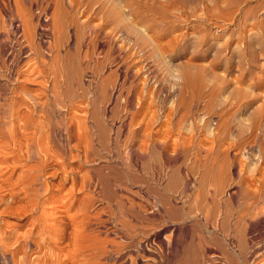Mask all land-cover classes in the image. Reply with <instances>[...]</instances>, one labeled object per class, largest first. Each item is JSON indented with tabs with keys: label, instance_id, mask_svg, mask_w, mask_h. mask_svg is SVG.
Here are the masks:
<instances>
[{
	"label": "bare ground",
	"instance_id": "6f19581e",
	"mask_svg": "<svg viewBox=\"0 0 264 264\" xmlns=\"http://www.w3.org/2000/svg\"><path fill=\"white\" fill-rule=\"evenodd\" d=\"M0 1L4 5L5 9H8V11L9 10L11 11L12 9L13 14L16 15L17 23L15 22L16 23L15 28L16 31L18 32V36L14 40V43L17 48L14 47L16 48L14 49L16 51L12 52L9 62L7 61V58H9L8 54L10 52L7 55L5 54L6 53L5 51L6 49H8L7 47H9V45H7L6 49L4 48L5 46L4 47L1 46L2 54H0L2 55V57H0V77H2L3 79L5 78L11 84L10 87L7 85L8 88H6L7 87L6 86L5 87L6 89L4 88V91L0 93V264H116L117 260L121 258H124L125 262L129 259L130 264H141L140 263L141 260L139 258L138 253L135 252V249L137 251L139 250L142 251L143 243H141L140 240H137L138 236L141 235L139 229L143 227L144 230L145 228L142 225V223L151 222L152 217L155 215L154 211H150V214L149 211L148 213L146 211V206L147 205L148 207L149 205L153 206L154 205L153 201L157 200L154 198H153L154 200H150L151 198L150 196L153 195L152 193H154L155 188H153V190L151 189V187L150 188L148 187L147 189L145 188L146 198H145V203H143L142 200L143 198L140 194V191L135 189L134 191H131L129 189L130 187L129 188L126 187V184L123 183L122 179L123 177H126L125 174L127 173L124 172L125 173L124 174L122 170H121L122 172L119 171V175L121 176L117 178L121 180L118 183L117 182L113 183L114 180L116 181L115 174L117 173L113 172L115 179L111 178L110 177L111 171L109 170L110 171L109 176L106 173L105 174L102 173L104 171H102L103 169L100 167H102L103 165L100 164L101 166L97 167L100 169H98L97 172L95 170V173L97 175L94 178L92 177L93 175L91 176L90 174V169L89 170L83 169L84 164L82 165V163H90L92 161H95L94 159L97 158L99 155L100 157H102L101 156L102 153L100 154V151L103 150L107 153V155H109V153L112 151V148H114L113 150L116 149L117 152L120 153V151L122 150L121 148H123L121 146L126 145L125 142L127 143L128 142L127 140H130V136L125 138L123 137V139L120 138L113 139L114 137L113 138L111 137L113 139V143H112L110 137L107 134L110 133V130L107 129L109 130V132H107L105 125L103 124V121H101V118L96 117L97 118L96 119L94 115L95 112L90 111L92 112L91 118L95 119L93 127H95L97 130V133L95 134L97 138L96 137L94 138L93 131L90 132L91 129L88 130L91 127L89 126V128H87L88 127L87 125H86L87 131L85 133V137L83 136L84 138L81 135H79L80 134L79 132L82 129L80 131H78L79 129H76L77 132L79 133V134L77 133L79 136L77 138L70 134V128L72 122L65 121V115L64 116L62 115L61 118L59 117V119H57L58 118L57 113L60 111L59 110L60 108L62 109L64 108L65 110L67 107L69 108L75 107L73 105L79 102L77 99L81 98L80 96H82L81 94H83V92L86 91L88 95L89 93L88 90L90 89L89 87L86 86L88 89L87 88L83 89L82 87L81 89H79L80 86L78 87V85L77 88L73 87V84L77 82L75 80L77 78L76 75H78L80 72L88 73L91 80L92 78L93 80L97 79L104 74L105 66L107 63L109 64V62L110 63L115 62L117 64V65L115 64V66H117L116 71L118 70L121 72L120 74H122V78L120 79V83H119V89L113 87L115 85H111L112 88H110L111 90L109 93V91H107L108 87L106 86V79L104 77L107 75L102 76L100 83L96 81L99 85L96 83L97 84V87L95 88L96 92L94 91L95 92L94 96L96 95V98L93 99L92 103L96 104L95 102L97 100L100 101L103 99L105 103H107V105L104 106L102 110L103 114L105 115L107 114L108 109L110 108L109 106L112 105L111 103L114 102L113 101V97H115L114 93L117 91L120 94H122V92L125 91L126 92L125 96L127 100L132 99L133 96H136L138 100L142 99V95H138V93L139 90L143 88L141 85H144V83L146 82L144 81L142 82L141 80H139V74L141 72V68L137 66L139 61L136 58L135 53L137 54V52L139 53V51L143 53L144 47L148 43V39L146 35L145 37L140 32L141 29L140 27L150 28L151 26H153L158 28V27L169 26L178 22L180 18L174 14L175 13L173 12L174 8L181 7L182 10H184L185 7L188 6L190 1L189 0H87L85 3L81 4L82 8L80 10L76 9L79 10L78 15H76L77 14L76 13L75 14L76 16H73L74 15L73 14L72 15L73 18L71 17L70 20H66L65 19L66 17L64 18L62 15L60 16V14L58 15L57 13H61L62 11L59 12V10L57 9L58 7L56 6L57 7L55 8L56 11L54 10L51 13H49V17H47L44 20V22L46 23L43 22L44 23L43 26L46 27V28L44 27L45 28L44 30H46L45 32L46 35H44L46 39L44 40L40 39V37L36 35V32L33 29L35 25L32 24L31 20L34 18V15L29 11H28L29 13L23 12L19 8L20 6H18L19 5L18 3L23 2L24 0H0ZM29 1L31 2L33 0H29ZM67 1L70 3V6L71 4L73 5L72 2L74 0H67ZM195 1H200V0H195ZM26 2H28V0ZM13 4L15 5L18 4V5L15 6L13 9L11 7ZM29 4L30 6H32V3ZM41 4H43V1ZM54 4L57 5L56 3ZM34 5L38 6L37 0L35 1ZM45 5L44 6L40 5V7L42 8L39 9H41L42 12H46L48 10V6ZM76 6L75 8H77ZM62 7H59V9ZM1 10H3L2 6H0V11ZM12 12H9V14ZM2 13L3 12H0V16ZM6 15H8V13H6ZM36 21L38 23L41 22L40 17H38ZM38 23L35 24L38 25ZM63 29L66 30V34H67L66 35L67 44L65 42V44L67 45V51L63 48L64 46L62 47L59 44V39L61 38ZM58 30L60 32H57ZM7 36H8L7 31L3 29V26L0 27V39H1L0 42L2 43V45H3V41L6 42V40H8ZM149 37L150 36H148V38ZM119 39L121 40L120 42L117 41ZM90 46H92L93 48L92 53L91 51L89 52ZM12 47L13 46H11V49ZM63 50H65L64 55H62ZM11 51H13V49ZM71 52L72 53L74 52V55H71L72 54ZM143 56L144 57L142 58H146V55ZM20 58H23L22 60H24L22 65H18L19 60H21ZM149 66L150 65H148V67ZM74 71L79 72L78 74L77 73L76 74L74 73L75 75L73 74L74 77L76 76V78H74L75 82L71 77L73 76L71 73ZM147 72H148L147 74H150L151 76L150 71ZM111 73L112 71L109 74L107 73L108 76ZM131 77L133 78V80H130ZM93 84H91L92 87L94 86ZM31 85L32 86L36 85V87L38 86L39 90L33 92L34 88L33 89L29 88ZM63 85H65L64 90H62ZM2 86L4 87L3 84ZM3 87L0 88L3 90ZM106 88L107 90H105ZM78 89L80 90V92L81 91L82 92L79 93ZM105 91H107V94ZM125 92L123 94H125ZM150 92L151 91L149 89L145 91V93L148 94ZM87 95L86 98L88 97ZM179 97L181 98L183 96L179 95ZM180 98L178 99L180 100ZM53 103H54V109H51ZM92 109L95 108L92 107ZM154 112L157 113L156 111ZM155 113H152L150 115H153L155 118L156 115ZM181 116L185 117V114L183 115L181 114ZM45 118H48L47 121H44ZM151 118L150 117L143 118L144 121L143 123L145 128L142 130V134L140 135V140H139L140 143L138 147L139 153L141 154L144 152L146 154L147 148L149 147V145H151L152 147L151 149L160 150L158 152L164 154L166 153L169 154V150L171 149L172 150L171 152H173L174 156H176L179 154L180 149H183L187 146L188 148L185 149L187 150L189 149L190 153L189 152L188 153L189 155H192L191 157L192 163L189 168L191 169L190 171L191 176H196V174H198L199 176L198 183L201 184L205 181H208V179L211 178L212 185L214 183L216 188L217 186L219 187V185L224 180V178L226 179L222 168V162L223 163L226 162L227 164V162L230 159L231 166L234 165L235 167L238 163V157L240 156H238V152L235 149L233 150V148L238 147L241 150H244L243 152H252L253 150L257 149L258 151L261 152V154H264V146H262V142H261V140H263V138L261 139L262 137L261 135L264 134V126L263 123L261 122H254L248 126L244 125L245 131H247L249 134L248 138H250L246 141L241 140L243 139V137L241 138V136H239L241 134L237 133L236 127L229 122L230 120L228 121L227 117L226 119L222 120L223 118L222 117L219 118L221 119L219 120V122L217 121L215 128L213 127L215 130L213 129L214 131L211 137L212 139L207 138L205 142L201 141L204 139H201L200 141L197 140L198 141L197 142L194 138V135L193 136L190 135V138L188 137L187 139V137L186 138L183 137L180 139L181 141L175 138L176 140H174V142L172 141L173 142L172 144L169 142L170 139H168L170 135H167L166 133H162V131H159L158 129H155V131L151 130L149 124L152 123L150 121ZM167 120L169 121V118L166 119V122ZM180 120L182 121V118H180ZM75 122L77 123V121ZM85 122L86 119L84 123ZM167 123L170 124V122ZM81 124H83V122ZM77 125L78 123L75 126L77 127ZM238 126H239V122H238ZM72 129H74L73 126L71 130ZM211 134L212 133H210V135ZM74 135H76V133ZM144 155H142V157ZM228 156L230 158H228L227 160ZM223 157L226 158V161L224 160ZM102 158H104V156ZM75 162H78L79 164L73 166L72 164H74ZM137 162L138 159L135 158L134 164L137 165ZM209 162L212 163L209 164ZM105 167H103L104 170ZM111 167L112 166H110V169ZM145 167L148 166L145 165ZM17 168L19 169L21 168V169L16 174ZM106 168L108 169V167ZM92 169L91 171L94 173ZM199 169L202 170V172L199 171ZM178 171L180 172V170ZM179 172H176L175 177H177L176 175ZM225 172L227 171L225 170ZM130 178L132 179L133 183L140 180V176L137 175L136 173L132 174ZM186 178L188 177L186 176ZM228 178L227 180H229ZM125 179L126 178H124V180ZM201 184L199 185L202 186ZM131 185L133 186V184ZM232 188L229 187V195L233 194ZM138 189L140 188L138 187ZM215 189L213 190V192H211L212 194L209 195L210 196L209 201L212 203L213 206L214 205L219 206L221 203V202L219 203V201L220 199L222 200L221 196H219L221 192L219 191L220 192L219 193L217 191L218 189L217 190ZM198 191H202V189L201 190L198 189ZM127 193H129V195ZM156 193L158 195L159 192ZM259 193H260L259 187L257 186L251 187L250 198H252V201L248 202L249 201V197H248L247 199L248 201L245 202L242 206L240 205L241 207L239 206L240 208H238L239 210L237 209L238 212L233 223L230 220V216H232L230 210L224 213L222 218L223 220L221 219L222 220L221 223H223V226L226 225L227 229L232 228L233 230V234L231 233V235H235V238L233 239L231 237L233 239L231 242L235 246L234 248H236V250H234L233 253L221 251L222 255L219 256L221 258L223 257L222 258L223 260L221 261L222 263L220 261H219L220 263H215L214 261H217L215 258L214 261L212 262L206 261V263L258 264V262H260L258 261L259 258L260 257L264 258V254H263L264 243L263 244L261 243L256 247H251L253 245L250 244L253 233L252 235H250L251 237L247 235L248 233H250V230H254V229H259L260 234H264V220H261L257 223L254 221L255 218L264 215V199H262L263 200L262 204L258 203L261 198L259 196ZM261 194L264 195L263 193ZM163 195L164 194H162L161 197H163ZM229 195L228 197H230ZM236 198L238 197L236 196ZM136 199H141V201L139 202ZM224 199L226 201L228 199L230 200V198L227 199V197H225ZM96 202L97 203L99 202L98 203L99 206L96 205L97 207L95 206ZM227 202H228L227 204L229 205L233 204L231 203V201L230 203L229 201ZM239 203L240 202H238V205ZM229 205H227V207ZM193 206L192 208H194ZM112 207L115 208L117 210L116 213H118V215L122 217L121 219H119L120 222L119 225H121L126 230V232L123 233L124 232L123 231L122 234H120L122 230L119 228L122 227H119L118 229L120 230V233L116 234L117 235L116 237L112 238L113 235H111V238H109L110 235L108 236V234H104L105 232L100 234L99 232L100 230L98 229L100 228L102 229V227H100L101 224L99 225L100 228L99 227L96 228L94 227V225L96 226L100 222L101 223L105 222L103 221L105 220V218L103 219L104 216L101 217L102 219L100 221V216L103 215L105 212L107 213V211L108 213L111 214ZM229 208L231 209L230 206ZM206 210L208 209L206 208ZM165 211L167 210L165 209ZM8 216H13L16 219V221L8 222L7 220H5V218H7ZM107 218L110 219L109 217ZM176 218H178V216ZM108 219H106V221ZM155 219L157 218L155 217ZM166 219L168 220V218ZM179 220L177 222H179ZM179 223H181V221ZM25 224H27L29 228L25 229V231L22 233H17L18 231L17 229ZM182 229L184 230V228ZM127 230H130L131 233L129 234ZM149 236H151L152 240H155V238L158 237L159 235L157 236V234H151ZM168 241H167V246L169 245ZM154 243L156 242L154 241ZM175 247L177 249V246ZM204 251L206 252V248ZM202 252L203 251H201V254ZM129 253L135 255L134 256L130 255L129 257L128 255ZM172 256L173 255H171V257ZM210 257L211 255L209 256V258ZM189 259L190 258H186V260L190 262ZM192 259H194L196 262V258H192ZM187 261L185 262L186 264L189 263V262L187 263Z\"/></svg>",
	"mask_w": 264,
	"mask_h": 264
},
{
	"label": "rangeland",
	"instance_id": "374dc122",
	"mask_svg": "<svg viewBox=\"0 0 264 264\" xmlns=\"http://www.w3.org/2000/svg\"><path fill=\"white\" fill-rule=\"evenodd\" d=\"M26 1L27 0H24L23 1L24 3L23 2L18 3L19 5L13 4L11 7L14 9V7L18 5L20 6L19 8L21 9V11L27 12V13L31 12L34 15V18L31 20L32 24L35 25V26L32 25L34 26L33 29L35 30L36 35L39 36L40 39L44 40L46 39L44 36L46 35L45 34L46 30H44L46 27L43 25L44 23H46L44 22V20L47 17H49V13H51L54 10L56 11L55 8L58 7L57 9L59 10V12L61 11L62 12L57 13L58 12L57 10L56 13L58 15L60 14V16L62 15L64 18L66 17L65 18L66 20H70L71 17L73 18V16L78 15V11L82 8L81 4L85 3L87 0H74L75 2L71 1L73 3V5L71 4V6L67 0H58V1L57 0H50V1L49 0L47 1L37 0L38 6L34 5L36 0H33L31 2L29 0L28 2ZM42 1H43V4L47 3L46 5L44 4L45 6H48V10L46 12H42V10L39 9V8H42L40 7V5L44 6L43 4H41ZM189 1L190 3L188 4L187 7H185L184 10H182L181 7L174 8L175 10V11L173 10V12H175L174 14L180 18L178 22L172 25H169V26L158 27V28L153 27V26H151L150 28L140 27L141 28L140 32L144 36L146 35L148 39V43L144 47L143 53L141 51H139V53L137 52V54L135 53L136 58L139 61L137 66L141 68V72L139 74V80H141L142 82L143 81L146 82L144 83V85L147 86L146 87L144 85H141L143 88L139 90L138 95H142V99L138 100L136 96H133L132 99L127 100L125 96L126 95L125 91H123L122 94H120L117 91L118 93L117 92L114 93V96H115L113 97L114 102L111 103L112 105L109 106L110 110L108 109V112L105 115L103 114L102 110L104 106L107 105V103H105L103 99L100 100L101 102L97 100L98 102L96 101L95 102L96 104L92 103L93 99L96 98V95L94 96V94L96 92L95 88L97 87V84L100 83L102 76L104 75L108 76V74L111 71L112 73L108 77L104 76L106 79V86L108 87V90L107 88L105 90L109 91L110 93V90H111L110 88H112L111 85H115L113 87H116L119 89V83H120V79L122 78V74H120L121 73L120 71L118 70L116 71L117 66H115L116 64L115 62L114 63L109 62V64L107 63L105 66L104 74L101 77L94 79V80L93 78L91 80L88 73H81V72L79 73L75 71L72 72L71 73L72 75L74 73L75 74L79 73L78 75H76L77 78L76 76L74 77L75 74L73 76H71L70 74L73 80L74 78H76L75 80L77 81L76 82L77 84L74 83L73 87L77 88V85L78 87L80 86L79 89H81V87L83 89L84 88L86 89L87 87H89L90 91L88 90L89 92L88 95L86 91L83 92V94H81L82 95L80 96L81 98L77 99L79 102L73 105L75 107H72V108L67 107L65 110L64 108L63 109L60 108L59 109L60 111L57 113V117H58L57 119H59V117L61 118L62 115L63 116L65 115V121L72 122L71 128L73 126L74 129L72 130L74 132L70 128V134L77 138L79 137L78 136L79 133H80L79 135H81L82 137L83 136L85 137V133L87 131V128H89V126L91 128H89L88 130L91 129L90 132L93 131L94 138L96 137L95 134L97 133V130L95 127H93L95 119L91 118L92 112L90 111H94L95 118L96 117L101 118V121H103V124L105 125L106 130L107 129L110 130V133H107V134L110 137L112 143H113V139H116V138L123 139V137L125 138V137L130 136V140H127L128 141L127 143L125 142L126 145L124 144L125 146L123 145L121 146L123 148H121L122 150L120 151V153L117 152L116 149L113 150L114 148H112V151L109 153V155H107V153L103 150V151H100V154L102 153L101 156L102 157L104 156V158L100 157L99 155L97 158L94 157L95 161L90 162L91 164L82 163V165L84 164L83 169H88V170L90 169V174L91 176L93 175L92 177L94 178L97 175L95 173V170L97 172L98 169L100 168H102L103 169L102 171H104L102 173L104 174L106 173L108 176L110 175V171H111L110 177L113 179H115L113 172L117 173L115 174L116 181L115 180L113 181L112 179L113 183L114 182L118 183L121 180L117 178L121 176L119 175V171L120 172L123 171V173L124 172L127 173L128 175L124 173L126 177H123L122 179L123 183L126 184V187L128 188L130 187L129 189L131 191H134V189L139 190L143 198L142 199L143 203H145L146 189L148 187L149 188L151 187L152 190L153 188H155L156 192L161 193V194L158 193L157 195V193L154 190V193H152L153 195L150 196L151 197L150 200H154V199H157V200L153 201L154 202L153 206H150V205L149 207L148 205L146 206L147 213L149 211V214H150V211H154L155 212L154 216L157 219H155V217L153 216L151 222L142 223V225L145 227L144 230H143V227L139 229L141 235L138 236L137 240H140V242L143 243L142 244L143 247H142V251L139 250L140 251L139 252L135 249V252L138 253L139 258L141 260L140 262L141 264H184L187 261L186 258H190L189 259L190 262L187 261V263L189 262L190 264L192 262H193L192 264H201V263L208 264L206 263V261L212 262L215 259L217 260V261H214L215 263H220L223 260L222 259L223 257L222 258L220 257L222 255L221 251L233 253V251L236 250V248H234L235 246L231 242L235 238V235H231V233L233 234L232 228L227 229V226L226 225L223 226V223H221L223 220L222 218H223L224 213H226L228 210L231 211L230 213H232V216H230V220L233 223V221L236 218L237 212L239 210L238 208H240L245 202L248 201L247 200L248 197H249L248 202L252 201V198H250V190L252 186H257L260 188L259 196L261 198L258 203L262 204V201H263L262 199H264L263 198L264 195L261 194V193L264 194L263 192L264 191V154H261V152L258 151L257 149L253 150L252 152H243L244 150H241L238 147H237L238 149L233 148V150L235 149L238 152V156H240L238 157V163L239 162L241 163L239 164L237 163L236 167L234 165L233 167L231 166L230 159L227 162V164L226 162L224 163L222 162V168H223L226 179L224 178V180L222 181L223 183L221 182V184L219 185L220 189L218 186L216 188L214 183L212 185L211 178L208 179V181H205L201 184V183H198L199 182L198 174H196L197 177L191 176V172H190L191 169L189 168L192 163V160H191L192 155H189L190 153L189 149L188 150L185 149V148H188L187 146L185 148L181 147L183 149H180L179 154L176 155L177 157L179 156L178 158L174 156L173 152H171L172 151L171 149L169 150V154L168 153L164 154V153L158 152L160 150L151 149L152 148L151 145H149L148 147L150 150L147 148L146 152L148 154L147 153L145 154L144 152L140 154L138 151V147L140 143L139 141L140 135L142 134V130L145 128L144 123H143L144 122L143 118L145 117L151 118L152 116L153 119L152 118L150 119L152 123H149L151 130L155 131V129H158L159 131H162V133H166L167 135H170L169 137L168 136L167 137L168 139H170L169 142L172 144L174 140L176 139L180 140L183 137L185 138L187 137L188 139V137L190 138V135L191 136L194 135V138L196 141L197 140L200 141L201 139H204L201 141L205 142L207 138L212 137L217 121L219 122V120H221L219 118H222V117H223L222 120L226 119V117L228 118V121L230 120L229 122L236 127L237 133L241 134L239 136H241V138L243 137V139L241 138L240 139L244 141L250 139L248 138L249 137L248 132L245 131L244 129V125L248 126L254 122H261L263 123V126H264V0H200V1L189 0ZM29 3H32V6H30ZM54 3H56L57 5H55ZM0 6H2V9H3L0 11V12H3L0 16V27L3 26V29L7 31L8 33V36H7L8 40H6V42L3 41V45L0 42V54H2V47L5 46L4 48L6 49L7 45H9V47H7L8 49H6L5 51L6 55L10 52L9 53L10 56L8 54L9 58H7V61L9 62L12 52L16 51L14 49L17 48L14 43V40L18 36V32L16 31V28H15L16 23H17V18H16V15L13 14L12 9L11 11L10 10L8 11V9L4 8V5L1 3V1H0ZM75 6L77 8H75ZM59 7H62V8L59 9ZM76 9H79V10H76ZM9 12H12V13L9 14ZM6 13H8V15H6ZM38 17H40V21H41L39 23L36 21ZM35 23H38V25H36ZM57 32H60V31L58 30ZM66 35H67L66 30L63 29L61 38L59 39V44L62 47L64 46L63 48L67 51ZM148 36L150 37L148 38ZM117 41L120 42L121 40L119 39ZM11 46H13L12 47L13 51H11L12 50ZM65 50H63L62 55L65 54L64 52ZM92 50L93 48L92 46H90L89 52L91 51L92 53ZM71 55H74V52ZM143 55H146L147 59L142 58L144 57ZM0 57H2V55H0ZM20 59L21 60H19L18 65L23 64V61H24L22 60L23 58H20ZM141 60L144 64L141 62ZM148 65L150 66L148 67ZM146 70L150 71L151 76L150 74H147L148 72ZM130 80H133V78L131 77ZM92 82L95 84H93ZM80 83L82 86L80 85ZM2 84L4 85V87L2 86ZM20 84H17V85H20ZM91 84H93L94 86L92 87ZM0 85H1L0 87H3V90L0 88L2 90V91L0 90V93L4 91V88L7 85L9 87L11 86L10 82H8L5 78L3 79L2 77H0ZM8 86L6 88H8ZM34 86L31 85L29 88L30 89L34 88L33 92L36 90H39L38 86L37 87L36 85ZM64 86L65 85H63L62 90L65 89ZM79 89H78V92L81 93L82 91L80 92ZM147 89H149L152 92V94L151 92L149 94L145 93ZM107 91H105L106 94H107ZM124 92L125 94H123ZM86 95L88 96L87 98H86ZM179 95L183 97L180 98ZM178 98H180V100ZM92 107L95 109H92ZM51 109H54V103L52 104ZM96 109L99 111H97ZM154 111H156L157 113H155ZM152 113L156 114L155 118L153 115H150ZM181 114L182 115L185 114V117L184 116L182 117ZM164 117H167V118H164ZM168 118H169V121L167 120V122H170V124L166 122V119ZM180 118H182V121L180 120ZM47 119L48 118H45L44 121H47ZM85 119H86V122L84 123ZM74 120L77 121L78 123L77 127L75 126L77 123ZM82 122L83 124H81ZM238 122H239V126H238ZM245 122L248 124H246ZM86 125L88 126L87 128H86ZM165 128L166 129L168 128L170 131L168 129L166 130ZM76 129H79L78 131L82 129L81 130L82 132L80 131L78 133ZM109 130H107V132H109ZM75 133L77 136L74 135ZM210 133L212 134L210 135ZM261 136L260 137L261 139L263 138V140L261 139L260 140L262 142V146H264V134ZM111 137L112 138L114 137V138L112 139ZM134 154L135 155L137 154L138 156L137 155L135 156ZM142 155L144 156L142 157ZM134 157L138 159L137 165L134 164V160H135ZM141 157H142V160H141ZM223 158L226 161V158L225 157ZM223 158H222V161H223ZM228 158L230 157L228 156L227 160ZM211 163L212 162H209V164ZM78 164H79L78 162H75L72 165L76 166ZM100 164L103 166L100 168H97L101 166ZM145 165L148 167H145ZM105 166L108 167V169ZM110 166H112L111 169H110ZM103 167H105V170ZM20 169L19 168L16 169L17 170L16 174L18 173ZM91 169L94 171V173L91 171ZM178 170H180V172ZM225 170L227 172H225ZM199 171L202 172V170L200 169ZM152 172L154 175L152 174ZM176 172H179L176 175L177 177H175ZM135 173L140 176V180H139L140 182L137 181V182H134L135 183L134 184L130 177L132 174H135ZM186 176L188 178H186ZM124 178H126L127 180L125 179L126 180L125 181ZM227 178L230 181L227 180ZM131 184H133V186ZM184 184L185 186L186 185L187 186L185 187ZM199 184H201L202 186H200ZM137 185L140 189H138ZM229 187L231 188L233 187L232 191L234 195L236 194L235 196L233 194L229 195ZM198 189L199 190L202 189V191H198ZM204 189H207L209 191L204 190ZM214 189L215 190L218 189L217 191L221 192V194L219 195L222 198V200L220 199L219 201V203L221 202L219 205L220 207L218 205L213 206L212 203L209 201L210 200L209 195L212 194L211 192H213ZM127 194L129 195V193ZM162 194H164L163 195L164 198L161 197ZM197 194L199 197L197 196ZM228 195L230 197H228ZM236 196L238 198H236ZM225 197H227V199L230 198V200L228 199L227 201H229V203L231 201V203L233 204L231 205L227 204L228 202L224 199ZM136 200L139 202L141 201V199H136ZM237 201L240 202L239 205ZM98 203L96 202L95 206L96 205L99 206ZM227 205H229L231 209L229 208V206L227 207ZM192 206L194 208H192ZM163 207L168 212L165 211ZM177 208L178 209L180 208L179 209L180 211ZM206 208L208 210H206ZM116 212L117 210L112 207L111 214L108 213L107 211V213L105 212L103 215L100 216V221L102 219L101 217L104 216L103 219L105 218V220L103 221L105 222H102V223L100 222L96 226L94 225V227L98 228L99 225L101 224L100 227H102V229L100 227H99L100 229H98L100 230L99 231L100 234L105 232L104 234H108V236L110 235L109 238H111V235H113L112 236L113 238L117 236L116 234L120 233L119 229L122 230L120 234H122L123 231H124L123 233L126 232V230L121 225H119L120 224L119 219H121L122 217L119 216L118 213ZM214 214L216 217L214 216ZM177 216L178 218H176ZM183 216H184V219H183ZM107 217H109L110 219H108ZM166 218H168L169 221ZM106 219H108L107 221L109 222H107ZM5 220H7L8 222L16 221V219L13 216H8L7 218H5ZM178 220L179 222L181 221V223L177 222ZM261 220H264V215L255 218L254 221L257 223ZM103 224H105L108 227H106ZM170 224H171V227H170ZM179 225L182 227H180ZM119 227H122V228H119ZM28 228L29 226L27 224L22 225L20 228L17 229L18 230L17 233H22L25 231V229H28ZM182 228H184V230ZM127 232L129 234L131 233L130 230H127ZM151 234H157V236L158 235L159 236L156 237L155 240H152L151 236H149ZM247 235L249 236L252 235L250 244L251 245L253 244V245L251 247H256L259 244L264 243V234H260L259 229L250 230V233H248ZM171 239L174 241H172ZM227 239L229 240V242ZM154 241L156 243H154ZM167 241L169 244L168 246H167ZM175 246H177V249ZM204 247L206 248V252L204 251L205 250ZM201 251H203L204 254L203 252L201 254ZM128 255L130 257L132 253H129ZM134 255L135 254H133L132 256ZM171 255L173 256L171 257ZM210 255L212 258L211 257L209 258ZM192 258H196V262ZM118 260L116 264H127V263L130 264L129 259L126 262L124 258H121ZM258 261H260L258 262V264H264L263 257H260Z\"/></svg>",
	"mask_w": 264,
	"mask_h": 264
}]
</instances>
